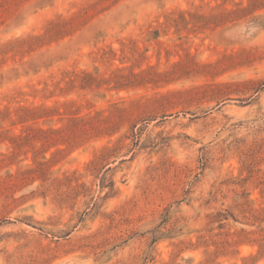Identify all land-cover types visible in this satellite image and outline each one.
Instances as JSON below:
<instances>
[{"label": "rangeland", "instance_id": "rangeland-1", "mask_svg": "<svg viewBox=\"0 0 264 264\" xmlns=\"http://www.w3.org/2000/svg\"><path fill=\"white\" fill-rule=\"evenodd\" d=\"M0 264H264V0H0Z\"/></svg>", "mask_w": 264, "mask_h": 264}]
</instances>
